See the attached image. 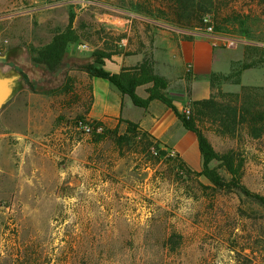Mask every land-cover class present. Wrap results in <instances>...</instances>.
Masks as SVG:
<instances>
[{"label": "rangeland", "instance_id": "1", "mask_svg": "<svg viewBox=\"0 0 264 264\" xmlns=\"http://www.w3.org/2000/svg\"><path fill=\"white\" fill-rule=\"evenodd\" d=\"M202 2L211 32L180 27L167 0H0V69L18 75L0 107V264H264L263 205L189 173L182 157L127 123L118 126L120 143L76 126L88 118L83 66L97 48L124 50L120 42L129 41L126 51L139 49L157 29L213 34L235 46L232 63L246 59L247 44L264 46L258 0ZM72 12L80 41L56 70L36 63L35 49ZM252 72L249 81L264 86V63ZM225 82L216 80L213 93L234 92ZM201 128L217 151L245 157L242 181L264 196V137Z\"/></svg>", "mask_w": 264, "mask_h": 264}, {"label": "trees", "instance_id": "2", "mask_svg": "<svg viewBox=\"0 0 264 264\" xmlns=\"http://www.w3.org/2000/svg\"><path fill=\"white\" fill-rule=\"evenodd\" d=\"M167 1L174 9L176 21L180 24V27L194 31L212 25L210 19L206 17L210 8L208 3L205 2L203 4L202 0ZM258 3L262 5L264 11V0H258ZM75 18V14L73 12L70 13L66 27L56 32L48 43L35 49L34 61L36 63L45 64L49 70H56L60 67L69 45L77 43L81 39V35L75 27ZM214 27L216 31L222 28L218 22L214 24ZM120 36L121 39L127 37V34L123 33ZM185 36L187 38L194 37L192 34H185ZM245 47L246 59L232 63V70L228 74H212V87H214L218 79L240 84L244 70L264 63V46L252 43L247 44ZM126 48L124 47V50L120 48L118 51L97 48L93 52L95 60L84 65L83 69L91 77H102L110 80L122 93L128 94L134 104L138 106L147 108L153 99H158L171 107L183 125L196 133L203 161L201 171L192 170L180 160L182 167L189 173L203 175L216 188H234L264 206V196L252 192L242 181L245 157L234 149L223 152L217 151L201 128V124L210 122L213 126H216L218 133L224 136L233 138L249 136L252 139L264 137V86L242 85L239 92H222L218 95L213 93L210 98L195 100L191 104V114L187 116L184 112L182 113L178 110L173 99L164 92L169 86V81L165 76L155 72L154 62L151 57H145L141 63L135 66L124 67L118 73H112L104 69L105 59L111 58L113 54L122 52L126 54L135 53V50L126 51ZM253 52L259 53L257 54L258 56L251 58L250 53ZM148 83H151V86L147 88L148 96L144 98L137 93V88ZM126 123L129 126V131L138 129L136 123L128 120ZM118 129L119 127L105 128L103 133H96V139L100 140L106 136H112L117 141L126 139V137L121 138L118 135ZM142 134L145 137L148 133L144 131ZM145 144L148 149L152 142H146ZM156 146L158 147L157 144ZM159 152L161 154L166 153L164 150H159ZM214 161H217L218 165L211 166ZM220 168L225 174L220 171Z\"/></svg>", "mask_w": 264, "mask_h": 264}, {"label": "crops", "instance_id": "3", "mask_svg": "<svg viewBox=\"0 0 264 264\" xmlns=\"http://www.w3.org/2000/svg\"><path fill=\"white\" fill-rule=\"evenodd\" d=\"M185 32L155 30L152 41L135 49V53H115L106 58L104 69L112 73L120 72L124 67L141 63L145 57H151L154 70L165 76L169 86L164 92L173 99L180 112L190 108L195 100L210 98L213 94L212 74H228L232 70L235 46L221 44L209 36L195 35L187 38ZM128 39V38H127ZM128 42H120L127 47ZM254 68L242 73L241 83L225 82L222 88L238 92L242 85H257L261 82L249 81L256 72ZM89 77L92 103L87 114L88 119L98 121L106 128H116L126 121L138 125L159 142L163 148H170L187 162L192 169L200 170L202 156L195 132L187 129L174 110L164 102L153 99L147 108L134 104L128 94L122 93L110 80L102 77ZM151 83L141 85L137 93L147 97V88Z\"/></svg>", "mask_w": 264, "mask_h": 264}, {"label": "built area", "instance_id": "4", "mask_svg": "<svg viewBox=\"0 0 264 264\" xmlns=\"http://www.w3.org/2000/svg\"><path fill=\"white\" fill-rule=\"evenodd\" d=\"M208 21V19H206ZM207 30H209L210 32L213 31V26L209 25L207 28ZM209 37L215 39H221L213 34H209ZM224 41H226L227 39H222ZM184 113L189 116L191 114V108H186L184 110ZM77 128L79 130H81L84 134L90 135L92 133H103L105 131V126L104 124L98 122V121H94V120H90L88 118H83V119H79L77 121L76 124Z\"/></svg>", "mask_w": 264, "mask_h": 264}, {"label": "water", "instance_id": "5", "mask_svg": "<svg viewBox=\"0 0 264 264\" xmlns=\"http://www.w3.org/2000/svg\"><path fill=\"white\" fill-rule=\"evenodd\" d=\"M189 32V31H185ZM194 34L199 35L194 32ZM18 75L10 72H3L0 69V107L3 106L14 94Z\"/></svg>", "mask_w": 264, "mask_h": 264}]
</instances>
